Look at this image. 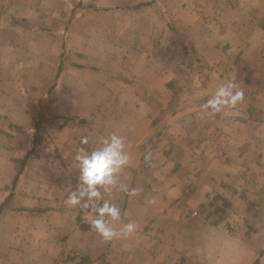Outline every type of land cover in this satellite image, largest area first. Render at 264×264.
<instances>
[{"label":"crops","instance_id":"0c3cea01","mask_svg":"<svg viewBox=\"0 0 264 264\" xmlns=\"http://www.w3.org/2000/svg\"><path fill=\"white\" fill-rule=\"evenodd\" d=\"M263 17L264 0H0V264H264ZM229 80L243 101L210 114ZM112 133L138 191L103 199L137 230L106 242L66 201L78 151Z\"/></svg>","mask_w":264,"mask_h":264},{"label":"clouds","instance_id":"9594fccd","mask_svg":"<svg viewBox=\"0 0 264 264\" xmlns=\"http://www.w3.org/2000/svg\"><path fill=\"white\" fill-rule=\"evenodd\" d=\"M243 99V91L238 90L237 84L229 80L217 87L204 107L210 108V114L214 115L226 108H235ZM81 143L87 144V138H83ZM75 160L79 169L78 186L71 192L66 204L91 209L86 219L106 242L133 235L137 230L136 223L130 221L118 225L116 222L121 221V209L110 200H104L102 195V191L110 193L113 188L130 196L137 194V189L129 191L126 184L118 183L119 175L131 160L125 138L112 133L90 152L81 148Z\"/></svg>","mask_w":264,"mask_h":264},{"label":"trees","instance_id":"16d2710c","mask_svg":"<svg viewBox=\"0 0 264 264\" xmlns=\"http://www.w3.org/2000/svg\"><path fill=\"white\" fill-rule=\"evenodd\" d=\"M260 27L264 31V17H263V19L260 22Z\"/></svg>","mask_w":264,"mask_h":264}]
</instances>
